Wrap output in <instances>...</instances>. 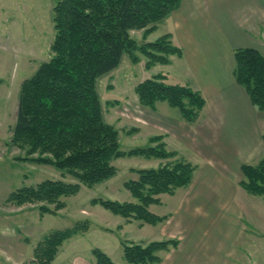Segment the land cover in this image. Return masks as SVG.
Returning <instances> with one entry per match:
<instances>
[{
	"label": "rangeland",
	"instance_id": "374dc122",
	"mask_svg": "<svg viewBox=\"0 0 264 264\" xmlns=\"http://www.w3.org/2000/svg\"><path fill=\"white\" fill-rule=\"evenodd\" d=\"M56 1L0 0V264H37L35 250L54 232H62L66 237L49 264H97L95 250L102 251L115 264H124L123 244L167 240L179 243V239L181 245L161 254L160 264H264V196L242 189V175L238 183L235 179L234 186L221 176L216 186L194 183L172 194L159 195V203L148 207L153 215L166 217L156 225L138 220L127 222L91 203L93 199L135 202L124 184L136 180L140 169H155L167 163L156 158L124 156L113 160L116 174L112 178L93 187L81 185L75 195L61 198L64 207L53 213L41 209H54V205L47 203L9 202L12 192L47 179L77 182L52 166L30 161L24 151L11 144L20 85L50 58L54 37L52 8ZM169 25L160 23L148 34L131 31L136 48L123 55L114 71L97 80V93L105 121L118 131L122 151L155 147L158 142L150 144L149 139L161 137L166 151L176 154L169 160L195 166V159L202 162L200 156L195 158L185 151L188 148L184 142L193 137V127L200 121L202 109L195 124H190L166 102H157L154 108L143 106L134 90L143 80L162 74L168 83L186 86L205 100L194 77L174 63L175 56L169 57L174 63L171 66L145 67L147 58L140 47L164 35ZM258 112L263 118L264 111ZM165 115L175 116L170 119L177 121L167 122ZM201 126L203 129V125L196 128ZM179 132L182 148H178ZM196 132L192 139L200 133ZM210 142L207 139L202 146L209 145L210 150ZM263 158L264 155L256 158L255 163Z\"/></svg>",
	"mask_w": 264,
	"mask_h": 264
},
{
	"label": "trees",
	"instance_id": "16d2710c",
	"mask_svg": "<svg viewBox=\"0 0 264 264\" xmlns=\"http://www.w3.org/2000/svg\"><path fill=\"white\" fill-rule=\"evenodd\" d=\"M180 0H57L52 8L54 37L50 58L19 88L18 106L12 129L11 144L24 151L32 162L54 167L76 183L47 179L35 186L12 192L8 200L17 205L47 203L50 210L64 207L61 198L75 195L81 185L93 187L116 174L113 160L139 156L166 160L155 169H140L138 178L124 184L135 199L133 203L93 199L113 215L144 224L156 225L166 217L153 215L148 207L158 204V196L172 194L187 187L196 167L173 158L161 137H152L146 148L127 152L120 149L119 134L102 114L97 80L114 71L125 53L136 48L130 32L144 34L156 30L179 6ZM140 50L147 58L145 67L168 65L170 56H182L170 34L144 43ZM235 82L245 91L251 105L264 111V57L249 48L233 52ZM133 61L136 58H132ZM165 75L157 74L135 87L140 104L154 108L166 102L180 111L182 119L194 123L205 105L200 94L180 84H170ZM264 144V133L262 134ZM239 185L247 193L264 196V158L241 166ZM54 232L35 250L37 264H49L65 239ZM177 241H152L147 244H123L124 264H160L162 253L176 248ZM97 264H115L102 251L95 250Z\"/></svg>",
	"mask_w": 264,
	"mask_h": 264
},
{
	"label": "crops",
	"instance_id": "0c3cea01",
	"mask_svg": "<svg viewBox=\"0 0 264 264\" xmlns=\"http://www.w3.org/2000/svg\"><path fill=\"white\" fill-rule=\"evenodd\" d=\"M161 23H170L164 34L182 51V56L172 57L174 63L194 77L206 100L195 125L204 128L193 127V137L200 133L184 142L185 151L202 161L195 159L190 185L216 186L223 176L234 186L241 180V166L264 155V117L233 77L235 49H253L264 57V0H180ZM172 117L165 118L169 122ZM176 137L182 148V134ZM207 139L212 140L210 150L202 146Z\"/></svg>",
	"mask_w": 264,
	"mask_h": 264
}]
</instances>
